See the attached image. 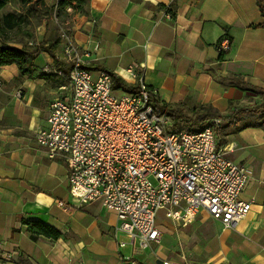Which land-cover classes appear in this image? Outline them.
<instances>
[{
	"label": "crops",
	"instance_id": "crops-1",
	"mask_svg": "<svg viewBox=\"0 0 264 264\" xmlns=\"http://www.w3.org/2000/svg\"><path fill=\"white\" fill-rule=\"evenodd\" d=\"M57 1L8 0L0 9V42L46 49L32 76H21L16 64L0 67V264H264V126H225L216 136L250 172L240 198L251 209L236 227L224 228L205 210L180 225L159 212V240L140 251L101 200L81 204L71 197L62 155L36 142L51 101L69 86L66 41L55 35L53 21L89 51L86 67L94 74L106 68L131 84L142 79L169 106L173 124H183L205 105L227 115L231 100L245 106L261 99L264 17L257 1L87 0L84 11L60 10L61 21ZM42 8L55 20H39ZM31 32L42 37L34 42ZM223 36L231 42L226 52L218 47ZM231 89L242 97L228 98ZM31 221L59 236L32 233Z\"/></svg>",
	"mask_w": 264,
	"mask_h": 264
},
{
	"label": "built area",
	"instance_id": "built-area-1",
	"mask_svg": "<svg viewBox=\"0 0 264 264\" xmlns=\"http://www.w3.org/2000/svg\"><path fill=\"white\" fill-rule=\"evenodd\" d=\"M62 38L71 65L69 86L51 101L36 142L53 157L62 155L71 197L81 204L101 200L116 212L117 229L131 237L135 251L159 240L160 211L180 225L205 210L224 228H235L251 209L240 198L250 172L228 156V146L217 144L221 119L199 130L174 128L169 106L157 112L151 98L155 91L142 79L136 90L112 87L108 72L94 74L86 67L89 51L69 32ZM218 47L228 51L229 38L223 36Z\"/></svg>",
	"mask_w": 264,
	"mask_h": 264
},
{
	"label": "trees",
	"instance_id": "trees-1",
	"mask_svg": "<svg viewBox=\"0 0 264 264\" xmlns=\"http://www.w3.org/2000/svg\"><path fill=\"white\" fill-rule=\"evenodd\" d=\"M33 0H22L23 3H30ZM72 1H75L73 8L76 10L84 11V5L86 4L87 0H58L56 3V15L58 16L60 10H65V7L68 4H71ZM257 4L260 8V12L264 17V0H256ZM8 0H0V9L5 6ZM32 10V6H28L26 14L27 16ZM9 22V21H8ZM7 22V23H8ZM9 24V23H8ZM264 27V24H261ZM45 47L39 43L35 47H13L7 44L0 42V67L3 65L8 64H16L19 67L20 75L21 76H32L33 74V67L34 62L37 56L40 54ZM71 68V65H70ZM69 68V69H70ZM108 72L112 77V87L114 88H122L125 90H136L138 88V84H131L125 81L122 77L110 71L106 68H102ZM70 71V70H69ZM261 95V99L252 105H242V106H234V100H231L232 107L229 109V113L227 115H222L216 111L212 112L211 106H202L199 110L205 111L202 114H198L193 121L186 120V123L193 122L195 124V129L199 130L202 128L201 125L203 122L207 123L212 118H219L221 119L222 123H225V126L228 127H248V126H264V92L260 91L256 93ZM153 105L157 112H161L163 110L162 105L159 104V101L156 97L152 94L151 95ZM169 115L173 116L171 109L169 110ZM175 124V123H174ZM192 125V124H191ZM30 231L35 234H42L48 237L56 238L59 236V232L48 225L43 224L42 222L38 221H31L28 222Z\"/></svg>",
	"mask_w": 264,
	"mask_h": 264
},
{
	"label": "rangeland",
	"instance_id": "rangeland-1",
	"mask_svg": "<svg viewBox=\"0 0 264 264\" xmlns=\"http://www.w3.org/2000/svg\"><path fill=\"white\" fill-rule=\"evenodd\" d=\"M30 14V13H29ZM39 16H40V18H39V20L41 19V17L42 18H50L49 20H55V19H51L52 17V15H50V11L48 10V8H42L40 11H39V14H38ZM57 16V15H56ZM59 17V20L58 21H61V15H58ZM53 29L55 30V35H57V37L59 38V39H61L62 40V33H64V32H69L68 31V29L67 28H65V27H61V25L58 23V22H55V21H53ZM52 29V30H53ZM14 31H17L18 32V29L16 28ZM39 35H41V34H39ZM30 37L29 38H31L34 42L36 41V40H39L42 36H38L37 37V35H35L33 32H31V34L29 35ZM45 36V35H44ZM17 37V36H16ZM186 121V120H185ZM175 123V122H174ZM223 127H225V123L220 127V128H218L217 130H216V136L217 137H219V133H220V129H222ZM174 128H178V129H180V128H182V129H189V130H196L195 129V124H190V123H186V122H184L183 124L182 123H177V124H174ZM151 180L154 182V178L153 177H151ZM155 183V182H154ZM164 211H160V213H159V215L162 217L163 216V213ZM163 226V225H162ZM164 227V226H163Z\"/></svg>",
	"mask_w": 264,
	"mask_h": 264
},
{
	"label": "water",
	"instance_id": "water-1",
	"mask_svg": "<svg viewBox=\"0 0 264 264\" xmlns=\"http://www.w3.org/2000/svg\"><path fill=\"white\" fill-rule=\"evenodd\" d=\"M248 94H252V93L248 92ZM226 96L232 99H239L242 97V91L239 89H231Z\"/></svg>",
	"mask_w": 264,
	"mask_h": 264
}]
</instances>
